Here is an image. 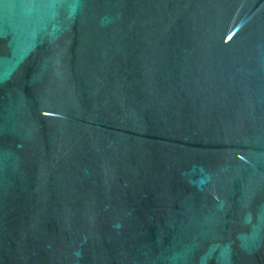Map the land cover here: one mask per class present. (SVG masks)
Segmentation results:
<instances>
[{"label":"water","instance_id":"water-1","mask_svg":"<svg viewBox=\"0 0 264 264\" xmlns=\"http://www.w3.org/2000/svg\"><path fill=\"white\" fill-rule=\"evenodd\" d=\"M0 264H264V0H0Z\"/></svg>","mask_w":264,"mask_h":264}]
</instances>
